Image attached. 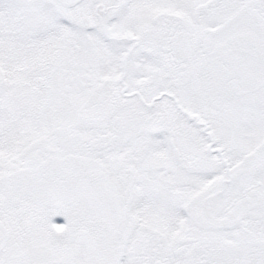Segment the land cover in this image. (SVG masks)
<instances>
[{"label": "snow or ice", "instance_id": "snow-or-ice-1", "mask_svg": "<svg viewBox=\"0 0 264 264\" xmlns=\"http://www.w3.org/2000/svg\"><path fill=\"white\" fill-rule=\"evenodd\" d=\"M0 264H264V0H0Z\"/></svg>", "mask_w": 264, "mask_h": 264}]
</instances>
